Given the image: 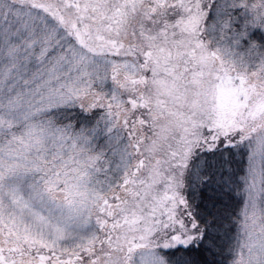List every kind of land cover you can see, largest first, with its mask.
<instances>
[{
	"label": "snow or ice",
	"instance_id": "1",
	"mask_svg": "<svg viewBox=\"0 0 264 264\" xmlns=\"http://www.w3.org/2000/svg\"><path fill=\"white\" fill-rule=\"evenodd\" d=\"M0 264H264V0H0Z\"/></svg>",
	"mask_w": 264,
	"mask_h": 264
}]
</instances>
